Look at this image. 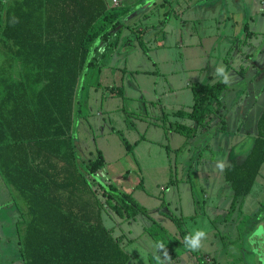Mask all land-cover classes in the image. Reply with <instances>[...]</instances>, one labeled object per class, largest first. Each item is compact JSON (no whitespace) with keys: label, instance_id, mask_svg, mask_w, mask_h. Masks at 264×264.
Listing matches in <instances>:
<instances>
[{"label":"rangeland","instance_id":"rangeland-1","mask_svg":"<svg viewBox=\"0 0 264 264\" xmlns=\"http://www.w3.org/2000/svg\"><path fill=\"white\" fill-rule=\"evenodd\" d=\"M146 1L123 3L130 11L121 19L122 33L116 50L108 54L101 68L107 81L95 74L96 70L87 71L78 107L81 113L75 115L77 155L83 161L93 160L99 150L105 160L96 179L89 178L101 207L103 225L112 230L114 237L121 238L126 251L136 254V264H201L223 245L229 246L230 255L237 258L226 264H237L238 259L244 264H264L263 253L256 251L257 247L264 251V165L241 210L230 208L232 193L223 182L229 149L234 150L233 160L238 162L251 147L253 133L244 142L241 139L246 133L242 130L253 127L255 133L264 92L258 95L256 106L239 131L241 108L233 113L225 132L220 123H212L213 119L205 126L192 121L189 124L195 131L191 137L174 132L180 120L172 116L190 109L192 89L202 84L226 82L222 102L229 114L241 90L264 86V61L259 66L255 63L260 54L264 59V12L259 9L264 8V0H198L189 10L185 7L191 3L180 0L172 4L174 11L168 7L171 3L165 6L164 11L172 13L164 27L159 21L166 17L157 12L162 1L149 6ZM255 18L262 20L257 22V33L251 25ZM247 22L251 27L248 31ZM247 35L246 40L252 39L254 57H248V68L244 70L241 66H246V60L237 51ZM6 56L0 46V66L7 67ZM220 67L227 81L217 73ZM19 71L18 63L10 65L11 75ZM111 87H122L123 96L113 95ZM124 141L131 146L138 144L128 152ZM98 182L131 193L167 236L156 226V235L151 237L146 231L151 224L147 217L139 215L126 221L116 215L105 203ZM5 196L0 191V202ZM172 218L181 221L184 237ZM198 231H204L206 237L200 248L191 250L185 237ZM123 236L133 239V243L123 241ZM212 260L207 264H216ZM19 262L11 250L0 251V264Z\"/></svg>","mask_w":264,"mask_h":264},{"label":"trees","instance_id":"trees-1","mask_svg":"<svg viewBox=\"0 0 264 264\" xmlns=\"http://www.w3.org/2000/svg\"><path fill=\"white\" fill-rule=\"evenodd\" d=\"M111 3L0 0V46L9 60L7 67L0 66V174L26 207L25 225L18 227L22 264L131 262L121 238L103 225L101 207L89 181L105 167L104 157L97 150L95 159L83 161L77 155L73 133L75 115L81 113L84 77L88 70L101 69L107 53L116 49L121 19L130 11L122 3L114 7ZM14 63L20 65V81L9 73ZM226 88L222 81L194 87L190 112L175 115H186L198 126L207 125L206 121L219 116ZM110 91L119 96L124 93L122 87ZM174 131L191 137L195 129L176 124ZM124 144L131 152L133 146ZM263 165L264 109L243 161H231L223 170V180L232 193L231 209L241 210ZM98 185L105 203L120 218L147 217L151 224L145 229L151 237L156 235V226L167 236L131 193L110 183ZM171 221L184 237L181 221ZM201 264L207 263L203 260Z\"/></svg>","mask_w":264,"mask_h":264},{"label":"crops","instance_id":"crops-1","mask_svg":"<svg viewBox=\"0 0 264 264\" xmlns=\"http://www.w3.org/2000/svg\"><path fill=\"white\" fill-rule=\"evenodd\" d=\"M111 1L112 0H109L108 3H111ZM119 1L122 3V6H123V3L125 2V0H123V1L119 0ZM129 1L130 2H135L136 0H134V1L133 0H129ZM159 1L160 0H148L145 3H146V6H149L150 4L156 5V3H159ZM161 1H162V4L160 3L159 7L157 8L158 9L157 12L161 13L162 16L164 15L166 17V18H164V19H162V20L159 21V24L162 25V27H164L166 25V23H168V21L171 18L168 15H166L170 11L169 10L164 11L165 10V6H167L169 4V2H171V4L168 5V7L171 8V10H172L173 9L172 8V6H173L172 4H175L176 5V4L180 3V0H161ZM187 1L189 3H191L190 5H188L187 7H185L186 10L187 9L189 10L190 8L192 9V5H194L198 0H187ZM147 3H149V4H147ZM261 4H263L262 1H261ZM259 9L260 10H263V11H260V12H264L263 6H261ZM173 11H174V9H173ZM250 20L251 21L253 20L252 17L250 18ZM259 21L261 22L262 20H259ZM259 21H256V18H255V23L254 22L251 23V25H254V27L256 28V33L258 32V30H257V27H258L257 22H259ZM250 28L251 27L249 25V22H247V31ZM250 31L255 32V31H253V29L250 30ZM250 33L251 32H248V35ZM248 35L245 38L243 47L240 48L239 51H237V55L239 54L241 56V59H245L246 60V66H241L242 68H244V70L248 68V61H247L248 60V57H250V58H253L254 57L253 52L251 51V48H250L251 45H252V41H251L252 39H250L249 41L246 40L248 38ZM98 45L100 47V43ZM114 50H116V49H114ZM114 50H110L107 53V56H108L109 53H111ZM263 51H264V49H263ZM236 59H239V56H236ZM255 60H256L255 63H256L257 66L263 65L264 59H263V57H262L261 54L259 56H257ZM104 65H105V62H103V66ZM96 71L97 72H95V74L98 73L100 77L102 76V78H104L105 81H107L106 80V78H107L106 76L107 75L105 74V77L102 75V69H99V70H96ZM240 73L242 74L241 71H240ZM12 79H14L16 81L17 80L20 81V77L18 75H12ZM99 81L100 80L97 79V82L98 83H99ZM223 83L227 86L226 82H223ZM85 86H86V82L84 80L83 83H82V87L85 88ZM251 87H252L253 91L252 90L246 91V89H244L243 91L242 90L240 91V94H239V96L237 98L238 101L235 104L236 107H232V108L229 109L231 111L230 114L228 113V107H226L225 105H223L220 108V110H219L220 111L219 112V116L217 118H213L212 123L214 125L217 122L220 123L221 124L220 125V129L223 130V132H225V127L227 126V124L230 125L231 122H232V120H233V117H232L233 116V113L234 112L235 113L238 112L239 108H241V111L239 112V128L237 130V131H239L240 128L244 125V122H246V120L248 118L247 116L250 114V111L252 110V108L254 106H256V99L259 97L258 95L259 94H262L264 92V86H261L259 90H258V87L257 88H254L253 85ZM82 91H84V89ZM82 91L80 92L81 97H82V94H83ZM81 102H82V100H81ZM190 109H191V107H190ZM190 109L188 111L179 110V116H183L185 113L190 112ZM263 109H264V105L261 107V112H260L259 116L255 120L256 121L255 122V133L253 131V129H254L253 127L249 128V130L243 129L242 132H245L246 133L245 134L246 137H244L245 139L243 138L241 140L247 141V139H248L247 136L249 137L251 135V133H253V135L255 137V135H256L257 121H258V119H259V117H260ZM181 112H182V114H181ZM223 114H225V115L223 116ZM172 116L174 118H179L180 121L179 122H176V124L186 125V124H184L185 121H186V122H188V125H186V126L191 127L190 124H191V122L193 120L189 119L186 115L184 117H179V116H176L175 115V112H174V113H172ZM169 129L172 131V127H169ZM254 137L252 136V139H254ZM141 140H144V137H142ZM137 144H138V142L135 143V146H133V148L136 147ZM252 144H253V140H252V143H251V147H252ZM251 147H250V149H251ZM234 156H236V154L234 155V150L232 148L229 149L228 156H225V158L228 157V159H227V165H225L223 167V170H224V168L226 166H228L230 164L231 161H235V160H233ZM244 157L242 158L241 161H238V163L242 162L243 159H244ZM223 182H224V180H223ZM224 184H225V182H224ZM225 186H227V185L225 184ZM0 191L3 194L6 195L5 198H2V200H1L2 202H0V251L2 252V251L11 250V252H14L16 254V258L18 260V258H19V255H18V253H19V245H18V242H19V239H20V235H19V232L20 231H19V228L18 227H24V225H25V222L24 221L27 219L26 218V215H25L26 207H25L24 201L21 198V196L19 195V193L11 185H9L6 182V180L1 176V174H0ZM245 198L243 199L242 206L244 205ZM10 200H12V201H10ZM14 202L16 204H14ZM149 216H150V214H149ZM102 223H103V220H102ZM126 239H127V242L126 243H130V244L133 243V241H132L133 239L131 240V238H128L126 236H123V241L124 240L126 241ZM10 244H12V246H8ZM229 249H230L229 246L228 247L227 246L225 247V245H223V246L220 247V249L214 255L208 256V257H210V259L212 258L213 260H215L216 261V264H226V262H230V261H233V260L235 261V259H237V258H234V256H231L230 255V253H229L230 250ZM126 252L131 256V262H130V264H136L135 263L136 262V254H131L128 251H126ZM19 264H22L21 260H20ZM237 264H244V262L241 259H238Z\"/></svg>","mask_w":264,"mask_h":264},{"label":"clouds","instance_id":"clouds-1","mask_svg":"<svg viewBox=\"0 0 264 264\" xmlns=\"http://www.w3.org/2000/svg\"><path fill=\"white\" fill-rule=\"evenodd\" d=\"M217 73L219 75H222L224 77V80L227 81L228 77L226 73L224 72V69L222 67L217 68ZM206 237V233L204 231H198L195 235L193 236H188L185 237V244L187 247L191 250H197L198 248L201 247V241ZM162 247V245H159Z\"/></svg>","mask_w":264,"mask_h":264},{"label":"built area","instance_id":"built-area-1","mask_svg":"<svg viewBox=\"0 0 264 264\" xmlns=\"http://www.w3.org/2000/svg\"><path fill=\"white\" fill-rule=\"evenodd\" d=\"M120 4H121L120 2H119V4H118L117 0H112L111 6H112V7H114V6H119ZM204 261H205L206 263H209V262H210V259H209V258H204Z\"/></svg>","mask_w":264,"mask_h":264},{"label":"water","instance_id":"water-1","mask_svg":"<svg viewBox=\"0 0 264 264\" xmlns=\"http://www.w3.org/2000/svg\"><path fill=\"white\" fill-rule=\"evenodd\" d=\"M264 247V246H263ZM256 251H260L263 253V256H264V251H262L261 249H259V247H257V250Z\"/></svg>","mask_w":264,"mask_h":264}]
</instances>
